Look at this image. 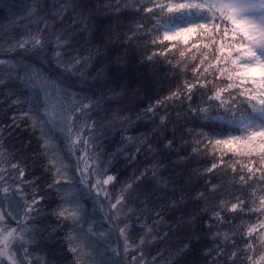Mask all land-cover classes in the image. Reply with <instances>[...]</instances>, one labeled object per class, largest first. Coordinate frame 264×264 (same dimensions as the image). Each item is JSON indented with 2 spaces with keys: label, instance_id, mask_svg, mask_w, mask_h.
I'll return each instance as SVG.
<instances>
[{
  "label": "trees",
  "instance_id": "16d2710c",
  "mask_svg": "<svg viewBox=\"0 0 264 264\" xmlns=\"http://www.w3.org/2000/svg\"><path fill=\"white\" fill-rule=\"evenodd\" d=\"M5 2L18 7L9 10L0 5V57L19 54L18 50L7 51V33L13 28V36L19 39L37 30L43 32L46 40L65 36L74 45V50H69L72 55L90 57V63L82 72L91 89L97 95L102 93L118 101L102 105L90 114L91 120L98 122L96 132H103V136L97 137L95 152L90 150V155L98 154L107 174L116 176L115 187L109 185L108 188L113 195H120L126 183H139L135 188L138 198L133 194L132 202L122 210L123 217H128L136 229L131 247L124 254L126 260L132 264H264L260 260L264 256L260 227L264 221V205L259 199L264 189V181L259 179L264 168L259 164V157L221 152L203 137L196 140L200 126L189 113L188 101L167 99L185 81L197 82L194 92L205 83V77L211 82L204 91L213 83H227L223 77L217 75L212 79L210 75L214 67L205 60L211 51V48H203L207 41L202 40L199 49H189L182 41L163 44L158 41L153 45V37L137 29L138 24L146 23L144 16L147 14L137 11L142 0ZM34 5L38 8L35 15H31L28 8ZM39 20L43 23L37 27ZM8 67L0 65V77L6 75ZM204 100L194 95V106ZM15 101L9 88L0 87L3 166L10 169V161L24 162L25 179L34 181L37 197L47 194L46 199L52 201L50 205H43L42 215L35 222L39 241L38 246L29 249L32 252L30 264H45L46 261L78 264L68 250L66 226L52 215L59 197L48 187L52 183V173L41 147L40 134L31 126L30 119L20 114L27 111V104ZM149 107L155 109L154 114L148 112ZM165 116L166 122H161ZM125 117L131 119L122 124ZM141 137L145 142H141ZM169 141H173L171 148ZM70 160L75 162L68 157ZM213 163L215 168H212ZM249 167L252 173L248 172ZM153 168L156 169L155 177L151 175ZM142 174L146 183L139 180ZM23 187L31 196V186L24 184ZM241 201L247 205L244 211L239 209ZM233 203L238 204L236 212L231 211ZM86 207H93L91 201H86ZM95 207L96 219H100L104 208ZM221 207L227 208L221 213L222 222L213 217ZM156 212L161 216L157 217ZM136 216L144 219L137 221ZM8 221L15 226L16 221ZM144 223L151 232L140 230ZM140 238H145L143 245ZM120 248L123 252L122 246ZM233 252L234 257L230 255Z\"/></svg>",
  "mask_w": 264,
  "mask_h": 264
},
{
  "label": "snow or ice",
  "instance_id": "6c2138e0",
  "mask_svg": "<svg viewBox=\"0 0 264 264\" xmlns=\"http://www.w3.org/2000/svg\"><path fill=\"white\" fill-rule=\"evenodd\" d=\"M0 5L9 10L18 7L5 0H0ZM37 8L38 5L29 6L28 11L35 15ZM137 11L147 14L144 16L146 23L138 24L137 29L145 36H152L153 45L158 41L161 44L182 41L189 49H199L200 42L207 41L203 48H211V51L205 60L214 67L210 75L212 79L217 75L223 77L227 83H213L204 91L211 82L205 77V83L194 92L197 82L185 81L167 99L188 101L189 113L200 126L196 140L203 137L221 152H234L249 158L258 156L264 168V0H142ZM40 23L43 20L37 22V27ZM149 24L151 26L147 27ZM14 31L13 28L7 33V51L18 50L19 54L0 57V65L9 66L6 75L0 77V87L9 88L16 103L27 104V111L20 114L28 117L31 126L40 132L41 147L50 157L52 183L48 187L59 197L52 215L67 228L68 250L78 264H123L120 256L127 254L136 229L128 217H122V210L132 202L134 195L138 198L135 188L139 183H126L120 195L113 197L106 186L115 187L116 176L107 174L98 154L90 155V150L95 152L97 147V137L103 136V132H96L98 122L91 120L90 114L102 105L118 101L102 93L97 95L91 89L82 72L90 63V57L72 55L69 50H74V45L65 36L46 40L43 32L37 30L19 39L13 36ZM204 71L207 73L208 69ZM194 95L201 100L207 99L194 106ZM148 112L154 114L155 109L149 107ZM130 119L125 117L121 123H128ZM166 120V116L161 118V122ZM141 142H145L143 137ZM172 144L173 141H169L168 147ZM73 151L83 154L77 157L83 164L77 169L79 175L68 167L67 158ZM3 156L0 151V206L7 205L10 211L0 210V264H30L32 252L29 249L38 246L39 241L35 222L42 215L43 205H50L52 201L46 199L47 194L37 197L34 181L25 179L24 162L10 161L9 169L3 166ZM215 167L213 163L212 168ZM247 170L253 172L250 167ZM151 175L156 176L155 168L151 169ZM259 179L264 181V172ZM139 180L147 182L143 174ZM24 184L31 186V196L25 192ZM261 193L259 199L264 205V189ZM104 200L108 203L107 211L96 219L95 205L103 206ZM86 201L93 204L91 209L86 207ZM246 207L244 202H239L241 211ZM237 208V203L231 205L232 212ZM224 211L227 208L221 207L213 214L214 219L222 222ZM155 215L160 217L161 213ZM6 216L16 221L15 226ZM104 217L108 219L107 225ZM143 219V216L135 217L137 221ZM260 227L264 230V221ZM114 228H118L119 236L124 239L123 252L109 243ZM144 229L151 232L147 223L140 225V230ZM140 243L143 245L145 238H140ZM247 247L251 250V244ZM21 252L22 257L17 255ZM230 255L234 257L235 252ZM260 260L264 262V256ZM45 264L54 262L46 261Z\"/></svg>",
  "mask_w": 264,
  "mask_h": 264
},
{
  "label": "rangeland",
  "instance_id": "374dc122",
  "mask_svg": "<svg viewBox=\"0 0 264 264\" xmlns=\"http://www.w3.org/2000/svg\"><path fill=\"white\" fill-rule=\"evenodd\" d=\"M38 132H39V130H38ZM39 134H40V132H39ZM77 156H78V154L75 151H73L72 154H70L68 157H71L72 159H74L73 161H75V162L73 163V162H71V160L68 161V158H67V163H68L69 169L71 171H76L77 172V175H79V172L77 171V169H78V167H82L83 164H82V160L81 159H77ZM79 156L82 157L81 155H79ZM47 157H48V159H50L49 156H47ZM73 164L75 165L74 167H73ZM94 179H95V176L93 177V180ZM106 187L109 188V185H107ZM112 196L113 197H118L119 194L118 195H113L112 194ZM98 199H104V198L103 197H98ZM103 208H104V211L103 212L105 213L107 211V208H108L107 200H104ZM0 210H3L5 213H7V212L10 211V209L8 208L7 205L0 206ZM109 215H111V214H109ZM122 217H123V212H122ZM105 218H106L105 220H107V223H108L107 217H105ZM6 219L7 220H10V221H14V220L11 219V217H7L6 216ZM261 241L264 243V230L261 231ZM109 243L111 244V246L113 248H120L121 246L123 248V246H124V240H123V237L119 236L118 228H114L113 229L112 239L109 241ZM17 255L22 257L23 256V253L22 252L21 253H17ZM120 257H121V260H122V262L124 264L125 263L126 264H132L128 259L126 260V258L124 257V254H122ZM30 261H31V258H30Z\"/></svg>",
  "mask_w": 264,
  "mask_h": 264
}]
</instances>
